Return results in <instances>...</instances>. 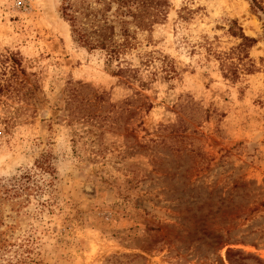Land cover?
I'll use <instances>...</instances> for the list:
<instances>
[{
	"label": "rangeland",
	"instance_id": "rangeland-1",
	"mask_svg": "<svg viewBox=\"0 0 264 264\" xmlns=\"http://www.w3.org/2000/svg\"><path fill=\"white\" fill-rule=\"evenodd\" d=\"M58 3L0 0V181L54 167L38 200L3 207L5 256L264 264V0H168L127 55L152 57L134 80L72 42ZM230 20L257 39L237 81L213 55L239 42Z\"/></svg>",
	"mask_w": 264,
	"mask_h": 264
},
{
	"label": "trees",
	"instance_id": "trees-1",
	"mask_svg": "<svg viewBox=\"0 0 264 264\" xmlns=\"http://www.w3.org/2000/svg\"><path fill=\"white\" fill-rule=\"evenodd\" d=\"M256 4L257 0H250L253 12ZM167 8L168 0H59L58 3L59 16L68 24L72 42L87 51L102 53L107 66L112 67V73L130 80L139 78L141 66L149 67L152 57L150 52H136L140 63L137 67L127 55L138 47L139 34L151 31L165 19ZM257 8L264 11V6L258 5ZM236 26L237 22L230 20L227 34L239 42L227 51L213 52L223 77L232 81H237L241 73L254 71L249 50L257 42V39L246 36L242 28ZM11 60L13 66H20V61L14 55ZM164 66L166 64L162 69L168 74ZM35 171L37 174L33 176ZM32 173L31 169H24L0 181V204H4L0 205V213L4 206L19 212V208L24 206L22 203H29L32 196H40L43 184L51 183L54 178V167L48 159H41L34 164ZM8 252L12 251L6 229H0V264H23L24 258L19 257L21 253L13 251L7 257L5 254Z\"/></svg>",
	"mask_w": 264,
	"mask_h": 264
},
{
	"label": "bare ground",
	"instance_id": "bare-ground-1",
	"mask_svg": "<svg viewBox=\"0 0 264 264\" xmlns=\"http://www.w3.org/2000/svg\"><path fill=\"white\" fill-rule=\"evenodd\" d=\"M65 26V25H64ZM67 36H69L67 33H66Z\"/></svg>",
	"mask_w": 264,
	"mask_h": 264
}]
</instances>
